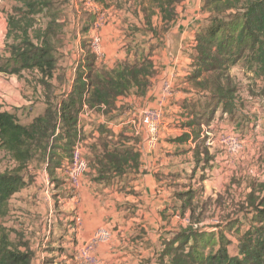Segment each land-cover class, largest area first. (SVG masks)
<instances>
[{
  "label": "crops",
  "instance_id": "1",
  "mask_svg": "<svg viewBox=\"0 0 264 264\" xmlns=\"http://www.w3.org/2000/svg\"><path fill=\"white\" fill-rule=\"evenodd\" d=\"M203 3L204 0H184L176 7L175 21L160 38L158 48L152 52L151 60L157 74L151 79L143 98L136 99L132 94L127 98L120 97L116 100L117 111L113 115L95 113L81 123L82 137L100 125L115 136L122 135L120 140L115 137V142H119L117 145H121L120 148L133 149L138 153V168L132 172L124 170L111 184L93 182L88 172L82 186L76 191L70 188L66 176L60 171L55 175L56 181L48 177L44 168L40 174L36 173L44 185L40 198L36 194L34 200L41 202L45 215H54V222L52 228L45 229L41 223L34 230H25L30 232L27 237L30 243L27 245L33 255L31 264H78L74 248L72 252L68 251V234L73 235L76 246L85 243L96 230L102 228L110 232L111 239L97 247L98 264H168L164 251L177 232L205 223L202 219H195L196 214L194 221L191 220V207L186 201L188 195L192 196L191 204L198 206L197 214L200 217L204 212H200V209L208 199L220 197L222 207L226 204L231 207L229 202H235L236 195H240L237 194L242 186L240 183L248 185L258 179L259 174L264 180V169L257 171L250 166L252 159L258 156L264 159L263 152L259 153L258 149L264 144V138L259 135L262 127L253 117L264 107H248V111L242 107V103L252 100L246 87L245 95L237 92V108L233 117L218 107L209 120V111L203 115L204 94L187 81L191 71L190 57L194 54L192 43L205 25ZM68 6L69 10L61 17V23L66 27L68 22L75 25L84 23L85 26H81L88 29L67 35L65 57L58 65L64 68V86L58 85L51 90L57 100L65 97L72 88L76 72L73 73L71 67L80 56L85 57L82 41L88 37L90 27L88 15ZM119 14L116 17H120ZM0 26L5 27L2 15ZM126 38L119 20L115 18L109 21L102 30L106 60L95 63V67L112 70L123 61L142 59L133 57L132 52L127 51ZM9 76L0 73V110L15 113L22 124L28 123L43 113L45 90L41 85L30 87L19 77ZM230 76L237 86L241 82H252V73L241 64L230 69ZM165 77L173 85L174 94L165 110L158 146L147 151L143 145V133L134 136L114 124L125 116L123 109L127 106L134 109L146 104L159 91V81ZM54 78L53 74L49 85ZM242 115L245 117L244 123L240 120ZM116 116L121 117L116 119ZM109 121L114 124H109ZM221 135L241 140V150L229 152L220 141ZM240 179L244 180L240 182ZM75 220L79 222L78 227Z\"/></svg>",
  "mask_w": 264,
  "mask_h": 264
},
{
  "label": "trees",
  "instance_id": "2",
  "mask_svg": "<svg viewBox=\"0 0 264 264\" xmlns=\"http://www.w3.org/2000/svg\"><path fill=\"white\" fill-rule=\"evenodd\" d=\"M12 1L14 5L5 13L3 52L7 58L0 65V73L19 77L25 71L37 72L39 85L45 90V108L25 124L15 113L0 110V153L14 163L0 172V219L6 216L11 198L29 185L30 165L44 168L48 177L56 181L55 175L69 162L78 142L87 140L84 156L93 182L111 184L124 170L135 171L139 155L117 145L114 138L120 140L122 135L115 136L100 125L82 137L78 115L84 104L97 114L113 115L118 98L130 94L143 98L157 74L151 52L142 59L123 61L112 70L95 68L92 56H85L70 92L57 100L48 81L56 69L54 55L60 49L57 43L61 42L64 28L60 19L68 0ZM96 1L104 6L111 0ZM183 1L128 0V11L134 17L141 14L144 30L151 34L153 18H158L161 27L157 37L161 38L175 21L176 7ZM202 12L205 25L192 43L194 54L187 81L204 94L203 115L209 111L207 119H212L218 107L233 117L238 86L230 69L235 65L241 64L255 78L248 93L253 95L254 87L260 89L258 97H264V0H204ZM10 64L16 67L9 69ZM259 80L261 87L256 83ZM191 199L188 195L186 201L194 221L195 214L199 216L198 206L192 205ZM211 203L223 205L220 197L213 202L208 199L200 212ZM229 203L231 210L223 213L218 222L219 232L199 231L192 226L177 232L164 251L168 264H264V180H252L245 194ZM225 206L227 212L230 204ZM247 214L251 216L250 226L238 239V254L230 256L227 248L232 242L228 236H239L241 217ZM9 232L0 225V264H31L33 255L27 243L15 245Z\"/></svg>",
  "mask_w": 264,
  "mask_h": 264
},
{
  "label": "rangeland",
  "instance_id": "3",
  "mask_svg": "<svg viewBox=\"0 0 264 264\" xmlns=\"http://www.w3.org/2000/svg\"><path fill=\"white\" fill-rule=\"evenodd\" d=\"M107 4L104 5V7L110 8L111 12L109 15V21H111L112 19L114 20L115 18L117 20H119V25L122 27V30L124 31V35L127 37L126 38V48L127 51H131L133 54V57L135 58H143V56H146L149 52H153L155 49L158 48V44L160 43V38L157 37V32H159V29L161 27V23L159 21L158 18L154 17L153 18V28H154V34L152 33H147L145 32L146 30H144V25H143V20H142V16L141 14H138L137 17H134V15L132 14V12L128 11V6H129V2L128 0H111V1H106ZM14 5L12 0H3L1 8H0V14L2 15V17L4 16V23H5V27L1 28L2 26H0V65H2L4 63V60L7 58V55L3 52L4 50V45H5V39H4V35L6 32V21H5V13L9 12L11 7ZM69 3H67L63 8H62V16L64 15L65 12H67L69 10ZM78 12H81L82 14H84L85 16L88 15L91 18V21L89 19V22L91 24V22L93 21V16L87 12H83L81 11L79 8L75 9ZM120 13V17H116L117 14ZM0 15V17H1ZM61 20V19H60ZM64 24V23H63ZM68 26L66 27L64 24V28H63V33L61 35V42L57 43V47L59 46V50L56 52V54L54 55L56 58V69L54 71V75H55V80H53V82H51L52 85V89L54 87H58V85H62L64 86V76H63V69L62 67L58 66L59 61H61L62 59H64L65 57V53H66V48L64 47L65 44H67V35H72L73 31L76 32H81L82 30L85 31L84 29L85 27H82L81 25L85 26V24L80 23L78 25L75 24H71L68 22L67 24ZM72 25V26H71ZM66 27V30H65ZM73 27V28H72ZM73 29V30H72ZM3 36V39H2ZM162 37V36H161ZM88 39H84L82 41V45L85 51V56H90L89 54V50H88ZM141 44H143L144 46H142ZM67 46V45H66ZM144 47V48H143ZM65 48V49H64ZM146 51V54H145ZM131 54V55H132ZM91 57V56H90ZM13 67H16V65L14 64H10L9 65V69H12ZM98 68V67H95ZM9 76V75H8ZM10 77V76H9ZM9 77L6 79V81L8 82ZM21 80H24L25 83H27L30 87H38L40 86L39 81H40V75L35 72V71H25L23 73H21V75H19V78ZM255 80V78H253L252 76V82ZM250 81V80H249ZM251 82V83H252ZM251 83H246L245 82H241V85L238 86V91L240 92V94H244L245 91H247V89L250 87ZM258 84L259 87H261V81H257L256 82ZM247 87V89H246ZM252 88V86H251ZM14 89L11 88L12 91ZM260 89L256 90L253 87V95L252 96V100L249 101V103H242V107H244L247 111L250 108H261L263 105V99L258 97V94ZM0 95L1 92H0ZM245 95V94H244ZM245 100V99H244ZM128 105V104H127ZM129 107L131 106H127L126 109H123L124 111H128ZM249 107V109H248ZM132 108H130L129 110H131ZM122 110V109H121ZM166 113V111H165ZM255 116V120L258 121V123L261 125L262 130L261 132H259L260 136H262V138H264V110L261 111L259 110V112H256L255 115H253V117ZM92 120V119H91ZM240 120L244 123L245 121V117L244 115H242V117H240ZM244 135V134H242ZM241 141V140H239ZM242 142V141H241ZM83 144V148H84ZM259 153H261V151L263 152L264 155V144H261L259 147ZM84 153H86V149L84 148ZM85 158L87 157L86 155L84 156ZM14 165V163L12 161H10L8 158H6L3 153H0V172H3L6 168H11ZM30 171H29V185L21 192H19L18 194L14 195L12 197V199L9 201L8 203V211L7 214L4 218L0 219V225L5 227L6 229H9V233H10V240L16 245L19 243H30V241L27 239L28 235H30V232H25V230H34L35 226L38 224H43L45 226V229L47 228V220H48V215H45V213L43 212L42 209V205L41 202L37 203V201L34 200V197L36 194H38L37 196L40 198V192L43 189V183L39 180L38 176H37V172H40V168L36 167V164L33 163L32 165H30ZM250 166L253 169H256L257 171H260L261 169H264V159L262 160L259 156L256 159H252V161H250ZM90 169H88V172ZM59 173H64V170L62 169ZM40 174V173H39ZM65 175V174H64ZM262 176L261 174H259V178L258 179H254V181H258V182H262ZM244 179H240L239 181H243ZM237 181V183L239 182ZM234 182V181H233ZM231 182V183H233ZM239 182V183H240ZM242 186L240 188V195H236V199L238 200L240 198V196H242L243 194H245L246 192V187L247 184L244 185V183H240ZM214 200H212L213 202ZM233 207V206H232ZM231 210V207L228 208L227 212L224 210V207H220L217 206L215 204H212L208 206V208L206 209V211L203 212L202 216H195V219L200 220L202 219L204 223V225L202 226H198L195 229H199V230H204V231H211L213 233H217L219 232V227H218V223L216 224L217 221H220V217L226 213H228ZM198 211H196L197 213ZM249 215V214H247ZM54 216V215H53ZM53 216L51 217V224H50V228H52L53 226V222H54V218ZM250 215L249 216H242L241 217V224L238 226L239 227V236H235V235H231L228 236L229 239L231 240V244L228 246V253L230 256H235L238 254V239L239 237L242 235V233H244L246 231V229L248 228V226H250L249 223V219H250ZM244 220V221H243ZM40 221V223H39ZM243 221V223H242ZM27 235V236H26ZM69 236V241H68V251L72 252V248H76V246L73 243V235L72 234H68ZM75 246V247H74ZM61 251H65V248H60ZM67 251V250H66ZM209 252V250H206V252ZM38 264H42L41 262H39Z\"/></svg>",
  "mask_w": 264,
  "mask_h": 264
},
{
  "label": "built area",
  "instance_id": "4",
  "mask_svg": "<svg viewBox=\"0 0 264 264\" xmlns=\"http://www.w3.org/2000/svg\"><path fill=\"white\" fill-rule=\"evenodd\" d=\"M3 0H0V8ZM69 5L74 9H80L93 16V21L89 27L88 33V50L95 63H101L106 60V53L102 44V30L107 25L110 8L104 7L96 0H68ZM1 15V14H0ZM3 39V36H2ZM85 57L72 64L73 73L78 67L82 66ZM174 94V87L168 78H162L159 81V91L153 95L149 101L137 108L128 110L125 116H122L114 126L123 130L130 131L132 135L139 136L143 133V145L145 150L152 151L158 146L160 128L163 124L165 110ZM103 110V108H102ZM95 112L87 108L84 104L78 115V128L85 119H90ZM112 124V122H108ZM107 123V124H108ZM112 124V125H113ZM220 141L225 144L229 152L234 153L241 150V142L236 138L228 135H221ZM67 182L73 191L82 186L83 178L88 173L87 161L84 157L83 142H78L71 150L70 160L63 167ZM47 227H50L51 217L48 214ZM75 226L79 222L75 220ZM111 239V234L106 229H98L83 244L77 245L74 249V257L78 264H98L99 260L96 255V249L100 244H107Z\"/></svg>",
  "mask_w": 264,
  "mask_h": 264
}]
</instances>
